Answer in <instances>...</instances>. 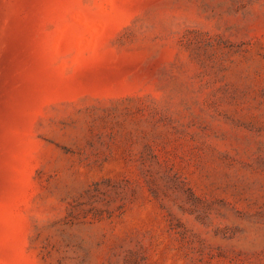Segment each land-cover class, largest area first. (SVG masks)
Instances as JSON below:
<instances>
[{
    "label": "rangeland",
    "instance_id": "1",
    "mask_svg": "<svg viewBox=\"0 0 264 264\" xmlns=\"http://www.w3.org/2000/svg\"><path fill=\"white\" fill-rule=\"evenodd\" d=\"M0 264H264V0H0Z\"/></svg>",
    "mask_w": 264,
    "mask_h": 264
}]
</instances>
